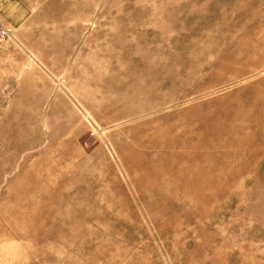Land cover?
<instances>
[{"label":"rangeland","instance_id":"obj_1","mask_svg":"<svg viewBox=\"0 0 264 264\" xmlns=\"http://www.w3.org/2000/svg\"><path fill=\"white\" fill-rule=\"evenodd\" d=\"M0 21V264H264V0Z\"/></svg>","mask_w":264,"mask_h":264},{"label":"built area","instance_id":"obj_2","mask_svg":"<svg viewBox=\"0 0 264 264\" xmlns=\"http://www.w3.org/2000/svg\"><path fill=\"white\" fill-rule=\"evenodd\" d=\"M10 35L9 29L0 22V50Z\"/></svg>","mask_w":264,"mask_h":264},{"label":"crops","instance_id":"obj_3","mask_svg":"<svg viewBox=\"0 0 264 264\" xmlns=\"http://www.w3.org/2000/svg\"><path fill=\"white\" fill-rule=\"evenodd\" d=\"M1 22V21H0ZM2 23V22H1ZM3 24V23H2ZM4 25V24H3Z\"/></svg>","mask_w":264,"mask_h":264}]
</instances>
